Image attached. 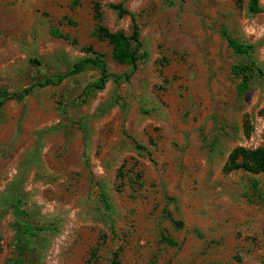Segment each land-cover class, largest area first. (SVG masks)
I'll return each mask as SVG.
<instances>
[{
    "label": "rangeland",
    "instance_id": "rangeland-1",
    "mask_svg": "<svg viewBox=\"0 0 264 264\" xmlns=\"http://www.w3.org/2000/svg\"><path fill=\"white\" fill-rule=\"evenodd\" d=\"M96 2L111 32L131 23L108 4L135 16V69L93 36ZM247 3L0 0V264H264V172L225 170L264 147V76L240 92L234 72L264 71V0ZM92 54L103 89L94 67L35 86Z\"/></svg>",
    "mask_w": 264,
    "mask_h": 264
},
{
    "label": "trees",
    "instance_id": "trees-1",
    "mask_svg": "<svg viewBox=\"0 0 264 264\" xmlns=\"http://www.w3.org/2000/svg\"><path fill=\"white\" fill-rule=\"evenodd\" d=\"M109 9L115 10L119 16H129L131 23V32L126 35L123 32H111L105 26L102 25V12L101 6L98 2L94 5V19L96 21V26L93 30V36L101 41H106L112 48L111 56L112 59L119 64H129L133 69L137 67L141 60H144L147 56L146 51L142 48L140 41L139 26L136 22L135 16L127 10L122 3L108 4ZM247 10L250 14L256 15L261 12V7L259 6V0H248ZM222 35L225 38L229 48L237 54L248 55L251 51L250 45H245L236 41L230 35H228L224 30H222ZM88 67H94L99 70V78L90 84L86 92L87 94L94 90H101L104 88L106 82L110 78V74L107 69V64L103 57L92 54L86 56L80 60L73 63L71 69L63 74H56L50 77L44 78L39 81L35 86L40 88L47 86H56L61 84L66 78L74 76L83 72ZM234 72L241 75L242 81L239 84L240 92H245L248 88L250 79L255 76H264V71L255 66L253 62L248 64L237 66L234 68ZM3 102L0 101V104ZM226 171L243 170L249 173L257 174L264 172V147H258L255 149H246L243 147L234 148L228 155L227 163L225 165ZM19 200L13 205L14 209L22 213L18 208ZM117 253H114V258L110 263L105 264H120L118 261Z\"/></svg>",
    "mask_w": 264,
    "mask_h": 264
}]
</instances>
